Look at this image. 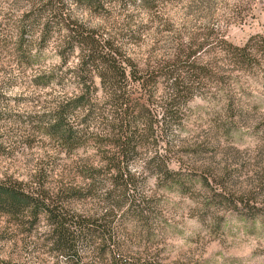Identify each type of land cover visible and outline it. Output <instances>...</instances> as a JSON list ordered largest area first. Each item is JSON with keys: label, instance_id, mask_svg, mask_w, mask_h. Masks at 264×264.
I'll return each instance as SVG.
<instances>
[{"label": "clouds", "instance_id": "obj_1", "mask_svg": "<svg viewBox=\"0 0 264 264\" xmlns=\"http://www.w3.org/2000/svg\"><path fill=\"white\" fill-rule=\"evenodd\" d=\"M101 3L111 16L103 10L93 11L87 5L81 10L78 0H52L47 7L48 0H0V94L6 98L0 101V112L5 113V118L0 120V185L10 186L9 178H12L39 189L47 182L41 179L42 175L46 176L42 169L54 161L59 167L58 179L53 182L65 191L87 184L91 192L96 187L95 174L101 170L108 180L119 174L115 167L107 171L110 162L104 158L102 142L98 139L119 138L124 119L118 114L120 97L127 91L128 81H121L110 72L106 79L103 73L107 66L102 64L90 72L88 88L80 83L86 52L74 44L70 52L61 55L71 36L65 27L68 17L100 31L106 39L121 30L127 31L125 25L130 24L133 31L141 25L149 26L151 31L144 33V43L137 48L141 60L155 43L158 30L166 37L181 38L177 47H191L206 29H216L217 35H223L222 30L231 26L245 40L250 35H264V0H163L156 11L150 10L145 0H135V5L127 0L126 8L121 0H101ZM33 12L35 16L24 19L25 14ZM9 15L11 19L7 20ZM46 25H50L49 38L41 51ZM166 25L171 26L170 32H164ZM25 28L24 51L35 54L38 61L30 71L22 66L16 51L21 29ZM177 47L167 55L166 50L158 51L157 55L165 61H174ZM214 58L209 56L208 60ZM201 67L206 71L198 73L200 81L189 83L187 88L178 87V77L183 84L192 70L181 74L175 68L163 76L158 74L151 83L142 81L136 86H143L151 96L153 112L151 116L144 113L134 121L133 128H138L142 135H151L150 124L155 118L157 139L161 143L143 154L135 165H129L130 175L126 174L125 179L139 187L129 189L131 195L127 200L122 197V189L117 190L115 184L109 183L107 188L101 187L96 201L110 214L112 205L104 201L106 192L113 190V195L120 196L121 203L127 205L117 217L120 231L114 233L116 245L109 246L110 251L118 254L121 264H264V228L257 231L255 224L249 227L238 221L229 227V233L236 237L229 241L223 232L222 218L213 220L210 215L201 214L206 194L218 188L219 192L213 195L221 197L220 203L226 198L225 207L238 208V217L254 221L264 216V209L257 207L264 204L261 199L264 197V62L234 66V62L221 54L215 68L210 63ZM143 70L142 65L140 71ZM126 71L130 74L133 69ZM54 73L66 77L63 86H58L59 80L47 89L32 85L37 75ZM13 78L17 84L7 87V81ZM213 81L217 83L210 87ZM36 96L44 98L43 105L39 100L34 105L17 103L19 97ZM181 103L182 111L177 108ZM29 116L43 118L47 131L33 129ZM61 120L73 133L71 141L64 138V145L57 142L53 133V126L60 125ZM225 125L242 129L240 138H228L223 146L217 138L213 144L218 128ZM133 148L139 150L135 143ZM154 159L155 164L151 163ZM193 159L208 162L199 170L207 173L211 187L201 184L191 192L181 194L177 190L175 196L169 197L166 189L173 182L167 174L187 175ZM218 168L225 169L226 175H219ZM94 172L89 181L88 175ZM133 201L145 211H152L146 218L135 215ZM129 208L133 211L129 212ZM250 208L256 211L250 212ZM165 211L167 216L162 215ZM73 212L85 216L83 211ZM165 219L168 223H164ZM153 222L158 226L156 230ZM4 226L0 221V229ZM58 227L53 223L30 237L17 233L7 243L0 241V264H111L99 251L104 246L99 232L73 226L69 231L74 235H63ZM106 227L112 230L111 223ZM146 229L151 239L143 234Z\"/></svg>", "mask_w": 264, "mask_h": 264}, {"label": "trees", "instance_id": "obj_2", "mask_svg": "<svg viewBox=\"0 0 264 264\" xmlns=\"http://www.w3.org/2000/svg\"><path fill=\"white\" fill-rule=\"evenodd\" d=\"M156 1L158 0H145V5L149 6ZM51 4L52 0H48V4L45 5V7ZM78 5L80 8H84V6L87 5L88 7H92L94 11L103 10L105 13L107 11L104 9L101 0H78ZM64 7H67V5ZM30 15L35 16L36 12L26 15L25 18L29 19ZM65 27L70 30L71 36L66 41L65 50L61 52V55L70 52L74 44L81 46L86 52V56L83 60V67L79 73L80 83L85 88L89 87L88 80L90 72L100 68L102 64L107 66V71L103 73L106 79L110 72L115 74L119 80L122 81L126 79L128 81L125 85L127 91L120 97V112L118 114L122 115L124 119L121 121L119 138L115 140L98 139V142H102L101 151L103 153V150H111L104 153V158L110 162V167L107 171L110 172L111 168L115 167L119 174L112 177L111 180L106 179L104 170H101L100 174H95V172L89 174L87 179L91 181L95 174L96 182V187L91 192H89V186L87 184L69 188L66 191L59 186L53 190H45L43 188L33 190L32 187H29L20 180L9 178L10 186L0 185V215L12 219L18 226L24 228V232L28 234L39 229L42 223L45 224L46 227L53 223H57L59 226L57 230H62L63 235H74V233L69 231L73 226H78L88 232L97 231L101 234V238L104 242V246L99 249V251L106 256L109 246L116 245L114 238L115 225L112 221V216L114 217L116 212L123 211L127 205L121 203L120 196L113 195V190H108L106 192L104 201L112 205L110 214H106L105 212L101 213L98 210L94 212L92 210L80 209L77 206V202H85L88 199L96 200L99 198L98 192L101 187L107 188L109 183L115 184L117 190L122 189V197L124 200H127L128 196L131 195L129 189L136 187V185L125 179L126 174L130 175L128 172L129 166L126 164L138 154L139 150L159 147L161 141L157 139L155 118L150 124L151 135H142L138 128H133L134 121L138 120L144 113L151 116L153 112L151 96L144 91L143 86H136L140 85L142 81L151 83L156 80L158 74L163 76L166 73H171L175 68L177 72L181 74L187 71V69L192 70L188 74V79H186L183 84L178 77V87L187 88L189 83L200 81L201 77L198 73L206 71L201 65L210 63L213 68H215L220 61L221 54H223L227 61L234 62V66L239 63H249L250 61L257 63L264 62V35L254 36L242 46L231 44L223 36L216 38V56L211 62L200 54L202 51L200 47H203L204 43L200 44V47L198 45L196 48H193V46L178 48V54L175 55L174 61H165L161 57L154 62L151 61L147 63L146 68L140 71L141 68L139 64L131 58L121 38L109 37L106 39L100 31L87 28L84 24H80L71 17L66 19ZM49 29L50 25H46V34L45 39L42 41V46L49 38ZM26 31L27 29L25 28L21 33L23 41H25L24 35ZM27 46L30 47V45ZM167 54L168 53H165V55ZM126 68H132L133 71L129 74ZM69 74H71V70ZM55 78L59 80L60 84L66 79L64 75L58 76L54 73L51 76L44 77L46 85L49 84L51 79ZM215 83L217 82L213 81L209 86L214 87ZM219 83L222 84L223 80L219 81ZM81 99H83V97ZM76 103H79V101ZM177 108L182 111L184 105L182 103L178 104ZM61 109L63 110V105H61ZM61 125H63V127H61ZM53 133L54 137L61 145H64L65 137H67L69 141L72 140V130L63 120H61L60 125L53 126ZM134 143L138 145L139 150L133 148ZM80 146L83 147V144ZM99 163L98 161L97 164ZM151 163L155 164L157 161L154 159ZM167 175L172 174L168 173ZM85 193L89 194L85 196ZM223 200L228 203L226 198ZM132 203L135 208V215L145 218L148 216L150 212L149 209L145 211L143 207L136 206L135 201ZM97 209L102 208L97 206ZM73 210L83 211L85 216L90 218L85 219V216L79 215L78 212L74 214ZM131 211H133V209L129 208V212ZM109 223L112 225L111 231L106 227ZM83 235L84 233L82 231L81 236ZM73 247H75V245H73ZM111 263L121 264V261L113 257Z\"/></svg>", "mask_w": 264, "mask_h": 264}, {"label": "rangeland", "instance_id": "obj_3", "mask_svg": "<svg viewBox=\"0 0 264 264\" xmlns=\"http://www.w3.org/2000/svg\"><path fill=\"white\" fill-rule=\"evenodd\" d=\"M109 2H111V0H109ZM130 2L133 5H135V0H130ZM161 3H163V0H158L154 4H151L147 7L152 11H156L159 9V5ZM121 5H122V7L126 8L127 0H121ZM80 9L84 10L83 7ZM105 10H107V9H105ZM106 14L108 16H111V13L108 12V10L106 11ZM26 15H28V14H25V16ZM25 16H24V19L27 20V18H25ZM6 19L10 20L11 16L10 15L6 16ZM132 19H133V17L130 15L128 17V20L131 21ZM241 23H242V21H241ZM80 24H83V23H80ZM125 27L128 29L127 31L121 30L120 32L117 33V35L109 36V37H116L117 39L121 38V41H123V43L125 44V47L128 50V53L130 54L131 58L136 63L139 64L140 68L143 65V69L146 68L147 63H150L151 61L154 62L155 60L161 58L160 56L157 55L158 51L166 50L165 53L170 52L173 47H177V45L179 44V41L181 39V38L173 39V38L166 37L164 35H161L159 33V30H158L155 43L148 50V53H146V58L144 60H141L137 56V48L141 44L144 43V33L146 31H151V29L147 25H141L140 27L136 28L135 31H133L130 24L125 25ZM22 30L23 29H21V33H22ZM170 31H171V26L166 25L164 28V32H170ZM222 31H223V35H217L216 29H206L204 32L199 34L198 41H194L192 43L193 48H196L198 45L200 47V44L204 43L203 47H200L202 49L200 54H202L204 56V58L206 60H208L209 56H214V57L216 56V54H215V47H216V42H217L216 38H218L220 36H223L228 42H230L231 44H234L236 46H242V45L246 44L250 38L257 36V35H250L245 40L240 36L239 33L233 32L231 29V26L229 27L228 30H222ZM65 44H66V42H65ZM210 44L214 45V46L209 47ZM46 45H47V40H46V43H44V45L42 46L41 51L43 50V47H46ZM25 46H26V41H23L22 36H21L20 42H19V45H18L16 51L21 58L22 66L30 71L33 68V65L35 63H38V61L35 58V54H29V53L24 51ZM188 47L189 46H179V47H177V50H178V48H188ZM64 48H65V46H64ZM64 48H63V50H65ZM205 48H207V51H205ZM209 62H211V61H209ZM61 75H63V74H61ZM44 77H48V76L37 75L34 79H32V85L38 86V87L43 86V89H47V88H50L54 82L57 81L56 78L51 79L49 84L46 85V83H45L46 80L44 79ZM20 83H24V81H20ZM64 83H65V80L63 81L62 84L58 83V86H63ZM69 83H71V81H69ZM15 84H17V80L15 78L7 81V87H9V88ZM5 99L6 98L2 94H0V101L5 100ZM43 99L44 98L42 96L19 97V98H17V103L19 104V103L27 102V103L34 105L35 101L39 100L41 105H43ZM4 118H5V113L0 112V120H2ZM18 119H21V123H23L22 118L18 117ZM28 121L33 122L32 127L37 132H39L41 130L46 131V128H44V126H43V118L38 117V116H29ZM186 123H187V121H186ZM241 131H242V129H239V128L232 126V125L221 126L217 130V137L212 138V143L213 144L217 143V138H218L219 142H221V145L223 146V141L228 139V138L239 139ZM57 142L60 143L58 140H57ZM31 143H35V141H31ZM151 149L152 148L150 147V148L145 149V150H139L138 154L136 156H134V158H132L128 162V164H126V165H128V166L129 165H135L138 162L139 158H141V156L143 154H147ZM103 151H104V153H106V152L111 151V150H103ZM221 155H222V153H221ZM207 163H208L207 161H197V160L193 159L192 167L188 170L187 175H182V174H177L175 176L168 175V178L171 179L173 182L172 185L166 189L169 197L175 196L177 193V190L181 194H186L188 192H191L196 188L197 185H201V184L206 186V187H211L207 173L205 172L202 174L199 170L201 166L206 165ZM58 167H59V164L54 161V162H52L51 165H48L45 169H42V173H46V176L42 175L41 179L42 180L46 179L47 182L43 183L41 188H43L45 190H49V189L53 190L54 188L58 187V185L53 182L54 180L58 179V176H57ZM218 174L224 176V175H226V170L223 168H218ZM21 182H23V181H21ZM28 186L32 187L33 190H37V188H34V186H32V185H28ZM136 187H139V185H136ZM228 187L230 188V187H232V185H228ZM218 192H219L218 188H212L211 193L206 194V200L201 206V214H208V215H210L211 218H213V220H215L216 218H222L223 219V232L225 233L226 238L229 241L236 239V237H233L229 233V227L231 224H235L238 221L248 224L249 227H251L252 224H255L257 231L260 230L261 228H264V216L257 217L254 221L247 220L243 216L238 217L236 214L239 211L238 208L234 210L232 207H225L224 204H227V203L224 200H223V203H220L221 197L213 195V193H218ZM98 199L99 198H97L96 200L88 199L85 202H77V206L80 209H84V210H88V211L92 210L94 212H95V210H98L99 212L104 213L105 212L104 209H97V206H99V205L97 204L96 201ZM261 199L264 200V197H261ZM161 202H163V201H161ZM257 207L264 209V204H258ZM149 210L152 211L151 209H149ZM249 211L254 212V211H256V209L251 208V209H249ZM121 212L122 211L116 212L114 217L112 216V221L115 225V233L120 231V229L117 227V224H118L117 217L120 216ZM153 214L154 215H160L158 213H153ZM162 215L167 216L168 215L167 211H165ZM0 221H3V223L5 225L3 229H0V241H2L4 243H7L9 240L15 239L17 233H19V235L21 237H30L34 233L39 232L41 229L46 228L45 224L42 223V225L39 229L34 230L33 232H31V234H28V233L24 232V228H21L12 219H10L6 216L0 215ZM164 223H168V220L165 219ZM157 227L158 226L155 225V222H153V230H156ZM13 229H15V231H13ZM177 231H180L179 227H177ZM143 234L146 237H148L149 239H151V234L147 231V229L145 230V232ZM181 235H182V233H181ZM37 238L39 239V237H37ZM115 241H116V239H115ZM178 243H179V238H177V244ZM105 257H107L110 261L112 260L113 257L117 258L118 261L120 260L117 253L112 252V251L109 252V250H108V253Z\"/></svg>", "mask_w": 264, "mask_h": 264}]
</instances>
